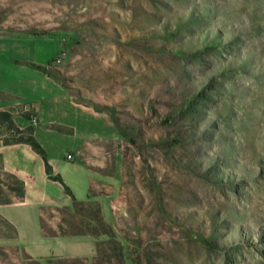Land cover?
I'll return each mask as SVG.
<instances>
[{
    "label": "rangeland",
    "instance_id": "374dc122",
    "mask_svg": "<svg viewBox=\"0 0 264 264\" xmlns=\"http://www.w3.org/2000/svg\"><path fill=\"white\" fill-rule=\"evenodd\" d=\"M1 15L94 119L44 126L62 138L40 136L47 159L81 151L90 187L61 170L76 197L44 206L41 243L0 218V264H264V0H0ZM2 39L11 75L34 67L32 39ZM22 106L0 96L23 129ZM22 191L0 173L1 201Z\"/></svg>",
    "mask_w": 264,
    "mask_h": 264
},
{
    "label": "crops",
    "instance_id": "0c3cea01",
    "mask_svg": "<svg viewBox=\"0 0 264 264\" xmlns=\"http://www.w3.org/2000/svg\"><path fill=\"white\" fill-rule=\"evenodd\" d=\"M17 30L10 16H0V41L4 40L2 38L13 35L21 38L24 43H28L32 39L33 46L23 59L32 61L30 64L34 65L36 69L23 63L19 65V74L17 76L11 75L10 69H13V64L7 58L3 60V57H0V92L12 96L18 105H23L24 112L27 111L28 106L34 109V115L37 119V125L34 126V137L43 148H47L40 141V136L50 137L53 143H55L54 141H61L62 138L60 133L49 128L46 129L44 126L59 125L74 128L77 120L83 118L91 121L94 119L93 114L77 105L49 76L47 69L51 57L35 59L36 55H34L33 49L37 46L36 40L28 34L18 33ZM0 49H3L2 42H0ZM70 117L74 120L71 121L72 123L67 121ZM56 143L58 145V142ZM80 152L72 156L71 164L67 168L64 166L61 154L55 159L48 158L53 175L61 177L74 197L76 196L61 174V170H65L81 185L89 188L91 173L78 158ZM0 173L12 175L23 184L20 201L13 199L4 203L0 199V218L16 230L18 237L24 239L21 243H41L46 238L41 230L44 206L58 205L59 203L66 205L72 200L71 197L65 193L59 183L47 177L43 161L28 145L3 146L0 144ZM6 195L13 198L15 194L6 190ZM29 228L32 230L31 233L27 232ZM31 235L33 239L29 240Z\"/></svg>",
    "mask_w": 264,
    "mask_h": 264
},
{
    "label": "trees",
    "instance_id": "16d2710c",
    "mask_svg": "<svg viewBox=\"0 0 264 264\" xmlns=\"http://www.w3.org/2000/svg\"><path fill=\"white\" fill-rule=\"evenodd\" d=\"M0 96L10 97L9 95L1 92ZM22 115L26 120H31L34 112H23ZM0 128H3V130L9 134V138L3 142V146H13L19 144L28 145L32 151L43 161L47 177L50 180L59 183L63 187L65 193L70 196L73 201L75 200L69 188L63 183L61 177L59 175H53L52 168L48 163L46 152L34 137V126L29 125L23 129H20L15 125L13 116L10 113L0 112Z\"/></svg>",
    "mask_w": 264,
    "mask_h": 264
},
{
    "label": "built area",
    "instance_id": "2783aa9c",
    "mask_svg": "<svg viewBox=\"0 0 264 264\" xmlns=\"http://www.w3.org/2000/svg\"><path fill=\"white\" fill-rule=\"evenodd\" d=\"M58 62H59V60H58ZM30 122H31V125H32V126H35V125L37 124V119H36V117H32L31 120H30ZM67 160H72V156H71V155H68V156H67Z\"/></svg>",
    "mask_w": 264,
    "mask_h": 264
}]
</instances>
